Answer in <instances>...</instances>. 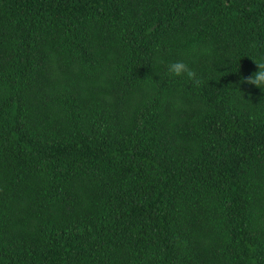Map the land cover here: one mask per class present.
<instances>
[{"label":"trees","instance_id":"16d2710c","mask_svg":"<svg viewBox=\"0 0 264 264\" xmlns=\"http://www.w3.org/2000/svg\"><path fill=\"white\" fill-rule=\"evenodd\" d=\"M256 61L264 0H0V264H264Z\"/></svg>","mask_w":264,"mask_h":264},{"label":"clouds","instance_id":"9594fccd","mask_svg":"<svg viewBox=\"0 0 264 264\" xmlns=\"http://www.w3.org/2000/svg\"><path fill=\"white\" fill-rule=\"evenodd\" d=\"M258 70L246 79L262 89H264V61H256ZM166 72L169 77L177 78L183 77L191 79L194 82H199L197 72L190 66V64L183 59L169 60L166 62Z\"/></svg>","mask_w":264,"mask_h":264}]
</instances>
